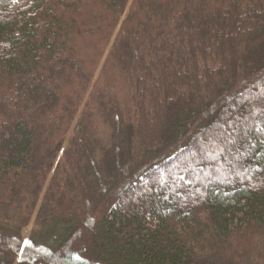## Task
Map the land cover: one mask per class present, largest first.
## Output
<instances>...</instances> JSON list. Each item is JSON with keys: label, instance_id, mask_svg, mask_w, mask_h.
I'll use <instances>...</instances> for the list:
<instances>
[{"label": "trees", "instance_id": "obj_1", "mask_svg": "<svg viewBox=\"0 0 264 264\" xmlns=\"http://www.w3.org/2000/svg\"><path fill=\"white\" fill-rule=\"evenodd\" d=\"M0 264H264V0H0Z\"/></svg>", "mask_w": 264, "mask_h": 264}, {"label": "rangeland", "instance_id": "obj_2", "mask_svg": "<svg viewBox=\"0 0 264 264\" xmlns=\"http://www.w3.org/2000/svg\"><path fill=\"white\" fill-rule=\"evenodd\" d=\"M227 130H230V129H227ZM230 133H232V135H234V131H233V130H231ZM228 135H229V133H228ZM228 135H227V136H228ZM230 135H231V134H230ZM206 138H207V137H206ZM32 225H33V216H32V218H31L29 224H28L26 227H24V229L22 230V237H23L24 239L29 235V233H30V231H31V228H32Z\"/></svg>", "mask_w": 264, "mask_h": 264}]
</instances>
